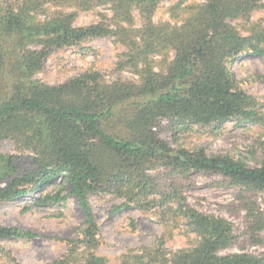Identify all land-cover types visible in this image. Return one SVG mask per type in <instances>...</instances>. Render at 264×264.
Segmentation results:
<instances>
[{
	"label": "trees",
	"instance_id": "16d2710c",
	"mask_svg": "<svg viewBox=\"0 0 264 264\" xmlns=\"http://www.w3.org/2000/svg\"><path fill=\"white\" fill-rule=\"evenodd\" d=\"M163 1L0 0V141L10 139L19 152L32 154L0 152V201H16L61 180L64 185L42 192L37 204L64 201L69 188L86 215L79 238L69 240L68 251L52 264H109L95 253L101 240L90 196L99 192L124 199L123 207L158 209L164 218L180 219L199 238L194 247L174 252L164 240L133 249L119 264H264V255H221L239 239L233 224L200 212L185 193L198 173L221 176L218 185L238 188V203L228 208L232 215L244 212L241 249L264 245L258 202L264 158L252 167L202 147L174 148L159 133L163 121L175 136L195 126L218 130L229 121L264 128V104L230 68L247 54L264 57V26L251 22L264 0H175L173 24L154 20ZM100 5H109L113 16L75 25L78 12ZM230 20L243 21L248 35ZM101 37L125 46L117 68L137 79L108 83L95 69L59 85L34 78L53 53L86 51V43ZM31 236L0 223V241Z\"/></svg>",
	"mask_w": 264,
	"mask_h": 264
},
{
	"label": "rangeland",
	"instance_id": "374dc122",
	"mask_svg": "<svg viewBox=\"0 0 264 264\" xmlns=\"http://www.w3.org/2000/svg\"><path fill=\"white\" fill-rule=\"evenodd\" d=\"M175 0H164L158 8L155 22L174 23L170 9ZM205 2V0H197ZM54 11L56 8H50ZM75 12L74 9H65ZM113 16L109 5H100L92 11H80L76 26H90L102 20V16ZM135 27L140 28L142 20L135 12ZM46 16H41L44 19ZM243 35H248L244 22L230 20ZM251 22L264 26V8L255 11ZM86 51L66 48L53 53L47 60L43 71L35 79L49 85H59L91 69L102 74L104 80L113 83L119 79L130 81L137 79L130 70L117 68L119 57L127 49L114 39L96 38L84 45ZM174 57V53L171 54ZM159 60V58H157ZM236 80L249 94L264 104V57L247 54L238 58L232 65ZM162 139L177 148L202 147L209 155H230L240 159L249 166H259L264 158L261 143L264 141V128L254 124L227 122L222 128L195 126L192 130L175 136L167 129V122H162L159 129ZM0 152L18 157L32 156L29 152H19L10 139L0 141ZM223 178L218 175L198 173L194 176V185L185 189L188 203L205 214L222 217L233 224L234 234L239 239L233 247L222 251L221 255L250 253L264 255V245H247L244 250L242 242L245 229L244 212L232 215L228 207L238 203L237 187L220 186ZM64 182L61 180L29 193L16 201H0V223L7 227L20 228L33 233L26 238L4 239L0 241V264H52L67 251V242L79 238L81 226L86 215L77 200L69 194V188L63 191L64 201L37 204L42 192L58 190ZM263 195L258 202L264 209ZM93 211L100 229L101 245L95 253L105 257L109 264H119L121 257L130 250L156 245L165 241V249L174 252L194 247L198 236L191 232L186 223L180 219L164 218L158 209L145 211L135 206L123 207L125 200L112 193L99 192L90 196Z\"/></svg>",
	"mask_w": 264,
	"mask_h": 264
}]
</instances>
